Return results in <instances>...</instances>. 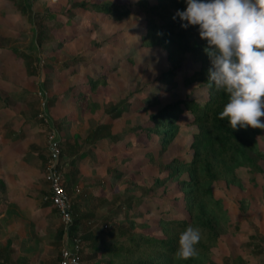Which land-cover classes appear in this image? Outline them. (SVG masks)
I'll return each instance as SVG.
<instances>
[{
    "label": "rangeland",
    "instance_id": "1",
    "mask_svg": "<svg viewBox=\"0 0 264 264\" xmlns=\"http://www.w3.org/2000/svg\"><path fill=\"white\" fill-rule=\"evenodd\" d=\"M79 1L0 0V134H7V120L20 114L37 121L44 141L49 142V134H54L61 138V144L74 133L84 138L98 123L110 122V131L125 137L92 148L84 145L88 154L82 160L79 181L81 193H86L85 207L99 217L127 194H134L136 210L131 216L136 229L152 232L162 209L168 210L164 215L186 213L183 202L175 199L181 195L175 182L165 177L167 172L157 162L176 155L191 157L192 133L197 127L186 122L192 113L181 104L179 127L161 152L159 135L146 138L140 126L168 102L194 99L203 103L208 99L204 83L183 80L201 62L187 53L183 66L167 77L163 74L172 67L167 51L141 44L146 20L134 4L136 0H117L130 3L129 14L120 19L91 7H78ZM47 11L55 13L53 19L41 20L50 39L39 43L37 20ZM94 80L88 95L78 101L82 90L90 88ZM118 102L126 109L111 118L106 108ZM257 139L264 151V129ZM49 146L43 147L50 154L45 164L46 178L53 159ZM150 153L157 161L149 160ZM58 158L68 192L66 166L63 158ZM261 161L260 172L247 166L237 168L242 187L224 180L213 183L214 194L222 198L230 221L213 247L212 263L207 264H242L232 261L237 256L245 264H264V158ZM128 184L133 186L130 190L126 189ZM94 194H102L103 199L90 197Z\"/></svg>",
    "mask_w": 264,
    "mask_h": 264
},
{
    "label": "trees",
    "instance_id": "2",
    "mask_svg": "<svg viewBox=\"0 0 264 264\" xmlns=\"http://www.w3.org/2000/svg\"><path fill=\"white\" fill-rule=\"evenodd\" d=\"M129 4L117 0L76 2L78 7H91L115 19L129 14ZM134 4L138 6L146 20V30L141 35V44L160 46L167 51V58L172 67L163 75L174 76L176 69L181 68L185 63L186 54L191 53L201 65L185 75L183 80L185 82L200 80L208 88V99L205 102L194 99L168 102L152 113L150 119L140 126L141 130L146 131V138H150L151 134L159 135L161 152H163L179 127V112L183 109L181 104L192 113V117L186 121L196 124L197 127L192 133L191 157L176 155L168 161L160 159L157 162L158 167L167 172L165 177L175 182V187L181 194L175 199L183 202L186 213L179 216L164 215L163 213L168 210L162 209L152 232L137 230V223L131 216V212L136 210L133 199L135 195L127 194L115 208L99 217H96L92 210L83 212L74 210L72 204L73 220L68 233L71 238L76 236L81 239L82 260L91 264L212 263L213 247L219 237L227 231L230 221L222 198L214 194L213 183L224 180L242 187L243 183L236 171L238 167L247 166L254 172L262 171L261 160L264 158V151L260 148L257 139L262 129L248 127L232 130L227 119H220L219 114L227 102V94L217 91L214 84L210 86L208 70L211 68V62L205 51L208 45L205 39L200 38L198 26L190 25L187 28L181 26L185 22L181 21L177 12L186 9V0H154V2L136 0ZM54 16V12L47 11L37 20L39 43L44 39H50L44 32L45 23L41 20L49 21ZM96 81L90 82V88L82 90V97L76 99L81 102ZM54 101L55 98H51V102ZM124 109L126 105L118 102L106 108V112L111 118H116ZM110 125V122L98 123L89 129L84 138L79 133H74L61 144L60 159L67 155L69 159L66 162L75 166L88 154L84 145L92 148L97 147L100 142L107 140L116 142L125 137L112 133ZM127 143H131L130 140H127ZM148 155L149 160L157 161L152 153ZM128 182L132 184L130 178ZM129 184L127 190L133 187ZM91 197L103 199L102 194H94ZM121 212L123 217L119 218ZM189 225L200 228L202 233V239L196 246L198 256L189 260H174L173 253L178 246L179 233ZM62 232H64L63 225L59 235ZM232 261L245 264L241 256L235 257Z\"/></svg>",
    "mask_w": 264,
    "mask_h": 264
},
{
    "label": "crops",
    "instance_id": "3",
    "mask_svg": "<svg viewBox=\"0 0 264 264\" xmlns=\"http://www.w3.org/2000/svg\"><path fill=\"white\" fill-rule=\"evenodd\" d=\"M37 127V121L20 114L7 120V134H0V264H59L68 240L64 232L59 235L60 215L47 198L50 154L43 147L50 146ZM68 159L63 157L65 181L74 210L87 211L79 181L82 161L74 166Z\"/></svg>",
    "mask_w": 264,
    "mask_h": 264
},
{
    "label": "clouds",
    "instance_id": "4",
    "mask_svg": "<svg viewBox=\"0 0 264 264\" xmlns=\"http://www.w3.org/2000/svg\"><path fill=\"white\" fill-rule=\"evenodd\" d=\"M182 27L198 26L211 62L208 81L227 94L219 117L232 130L264 129V0H186ZM200 228L179 233L174 260L198 256Z\"/></svg>",
    "mask_w": 264,
    "mask_h": 264
},
{
    "label": "built area",
    "instance_id": "5",
    "mask_svg": "<svg viewBox=\"0 0 264 264\" xmlns=\"http://www.w3.org/2000/svg\"><path fill=\"white\" fill-rule=\"evenodd\" d=\"M49 144L51 145L53 159L48 164L47 179L49 181L50 193L47 198L57 208L61 217L64 233L68 238L60 249L59 264H83L80 253L82 247L81 239L76 236L71 238L68 233L73 220L72 202L69 193L63 186L62 174L58 168L60 148L58 139L54 134H49Z\"/></svg>",
    "mask_w": 264,
    "mask_h": 264
}]
</instances>
